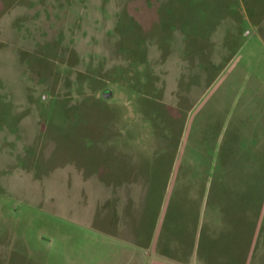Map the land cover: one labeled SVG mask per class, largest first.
Masks as SVG:
<instances>
[{
    "label": "rangeland",
    "instance_id": "1",
    "mask_svg": "<svg viewBox=\"0 0 264 264\" xmlns=\"http://www.w3.org/2000/svg\"><path fill=\"white\" fill-rule=\"evenodd\" d=\"M163 103L191 115L188 191L180 243L155 239L148 255L149 183L95 181L118 157L160 174L152 150L166 142L147 116ZM225 133L220 217L201 175ZM253 138L246 170L231 154ZM263 178L264 0H0V264H207L190 252L197 213L226 226L228 264H264Z\"/></svg>",
    "mask_w": 264,
    "mask_h": 264
},
{
    "label": "crops",
    "instance_id": "2",
    "mask_svg": "<svg viewBox=\"0 0 264 264\" xmlns=\"http://www.w3.org/2000/svg\"><path fill=\"white\" fill-rule=\"evenodd\" d=\"M179 102L181 103V98ZM152 103H155V102H152ZM157 107H153V110L151 111L152 112L151 115L147 116V118H152V120L160 119L165 123L162 134H161L162 130L158 131L155 129L153 131V134L155 135V137L157 135H161L163 136L162 137L163 141L166 142L164 144L158 143L160 148H158L157 146L156 148L158 149L154 148L152 150L156 152V154H153V156H155L154 159H157L158 161L156 164L153 162L152 173L154 174V172L157 171V169H154V168L160 167V170H159L160 174H154L152 176H145L144 174L140 172V173H136L140 175H135V171L131 173V171L126 168L125 161L123 160V158L121 159L118 157V161L113 162V165H114L113 167L115 168V170H113L114 173L110 174V176L108 175L105 169H103L105 170V173L102 174L101 176L102 179H98L97 176L91 175V176L97 177L98 180H96L95 182L97 181L99 183L106 182L108 184L114 183L117 187H121L125 183L126 184L136 183V182L142 181L141 177H144L143 179L144 183L145 182L149 183L147 187H144V191H143L145 195L143 208L147 210L146 215L150 213L152 216H153V213H152L151 208L152 209L154 208L155 210H157L159 217L158 216L152 217L149 215L151 218L150 224H153V225L147 226V230L150 231V234L148 236V243L147 245L137 244L142 249H144L145 252L147 250L150 251L151 244L155 239L158 240V243H162L167 239V237H169L172 240H175L177 243L178 242L180 243L181 239L179 236L180 235L179 229L180 227L183 228V223L185 221V218H183L181 215L182 206L179 205L178 203L181 198L186 197V195L183 193L188 191L186 190L187 186H183L182 183L184 179L187 178V174H185V172H187L186 170L187 166H184L185 165L184 155L187 153L186 145H188L187 144L188 142L186 140H187V135L190 133L188 131V125H189L188 123L190 122L191 115L190 114L188 115V113L186 112L184 113L177 112L178 114H175L174 112L170 111L168 106L165 105L164 103L157 105ZM160 109L164 111L165 113L164 115H159ZM191 111L189 113H191ZM169 135L173 137L172 140L170 139L171 137H167L170 140V142L168 140H164V139H167L165 136H169ZM227 136L228 134L225 133L223 136L224 140L217 141V143L214 145V148L210 150H213L215 153H218V151L225 144ZM258 141L259 140H257L256 138L255 139L253 138L251 140L253 145L251 146L246 145V147H242V153L245 148H252L253 153H254L255 152L254 148L257 147ZM171 153L172 155H170ZM210 159H211V156H210ZM215 159H216L215 157H212V161L209 162V164L211 165L208 164V167L206 169H203L202 175L200 174L202 185L204 181L206 182V188L202 187L205 193V195L202 196L203 197L202 205L204 204V201H205V208H207L208 213L209 211L213 213L217 212L220 215V217H224L226 214V211L224 210V208H218V204H216V201H215L216 195H214V191L212 192V188H213L212 183L214 182V177L212 175V172L215 166ZM99 163H100L99 171L100 173H102L103 171H101L100 167L103 166L104 168V166H108V161L104 159L103 156H101ZM110 164H112V161ZM207 170H209V173H207ZM128 173L129 175H127ZM94 177H91V178L94 179ZM111 177H113L114 179ZM147 177H150L151 179L145 180ZM185 181H187V179ZM156 191L158 192V199L156 200L157 202L154 203L155 201H152L151 195L155 193ZM148 197H150L151 201H147ZM261 212H262V209H261ZM199 215H201V210H200ZM169 217L171 219H169ZM152 220H155V222L152 223ZM200 220L201 219L200 217L198 218V213H197V215L195 216V223H194V225L196 226L195 234L192 235V241H191V249H190L191 254L197 256V258H199L200 260L207 262V264H211V263L213 264V262H209V261H212L213 258H214V264H217V263L228 264L226 261L227 260L229 261V259L226 256L228 255V248H230L231 242H230V236L226 235L228 234V231L225 230L226 226L224 227L223 230L216 229L215 231L217 232L212 233V231H210L209 226L199 225ZM119 222H120V219H119ZM100 224L102 225V228L105 230L110 229L112 231L115 229L109 224V222H106L107 226H105L104 221ZM108 224L110 227H108ZM120 224L123 225V223H120ZM200 226L202 228H200ZM206 227H208L207 230L210 231L209 232L210 238L208 237L206 233ZM123 238L124 237L120 239H123ZM207 239H210V240L206 242ZM123 240L127 243H132L136 245L135 243H133L132 241L128 239L127 240L123 239ZM148 251L147 253L149 255ZM160 263H161V260L155 264H160Z\"/></svg>",
    "mask_w": 264,
    "mask_h": 264
},
{
    "label": "trees",
    "instance_id": "3",
    "mask_svg": "<svg viewBox=\"0 0 264 264\" xmlns=\"http://www.w3.org/2000/svg\"><path fill=\"white\" fill-rule=\"evenodd\" d=\"M155 119L152 120L153 123V129L157 130V128L155 127L154 124ZM226 144L223 145V147L218 151V153H215L213 150H209V154L212 157H215V166L212 172V175L214 177V182L212 183L213 188H212V192L214 191V195H218V192L220 191V188L224 185L226 179H228V177H233L230 176L231 172L228 170V168L225 166V160H224V153L226 151V148H224ZM238 151V150H237ZM237 151H232L231 157L232 159H235L234 161H239L238 164L245 167V169L247 170V164L251 163L252 160H249L253 154V149L252 148H245L243 153H242V148L241 151H239L240 153H238ZM211 165V164H209ZM212 167V166H211ZM232 170V169H231ZM207 173H209V170H207ZM258 173H262L261 171L258 170ZM247 174V173H246ZM254 176H257L256 174H252ZM241 179H242V173H241ZM264 181V178H263ZM262 181V182H263ZM254 190H256L255 188H253ZM262 191V196L259 198L258 202H257V206L259 208V210L261 211L263 204H264V187L261 190ZM229 207H232L230 204H228ZM220 207V206H218ZM232 209V208H231Z\"/></svg>",
    "mask_w": 264,
    "mask_h": 264
}]
</instances>
